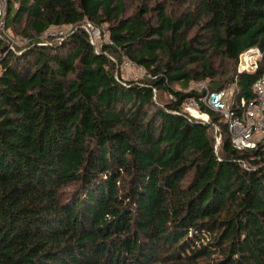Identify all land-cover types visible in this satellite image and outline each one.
Here are the masks:
<instances>
[{
	"label": "trees",
	"instance_id": "16d2710c",
	"mask_svg": "<svg viewBox=\"0 0 264 264\" xmlns=\"http://www.w3.org/2000/svg\"><path fill=\"white\" fill-rule=\"evenodd\" d=\"M7 2L24 42L0 39V264H264V136L238 149L221 113L183 109L196 81L254 97L264 0Z\"/></svg>",
	"mask_w": 264,
	"mask_h": 264
},
{
	"label": "built area",
	"instance_id": "2783aa9c",
	"mask_svg": "<svg viewBox=\"0 0 264 264\" xmlns=\"http://www.w3.org/2000/svg\"><path fill=\"white\" fill-rule=\"evenodd\" d=\"M7 0H0V39L9 40V47L16 44H22L24 40L11 39L7 33L6 28V10ZM95 27L90 22H84V29L88 33L90 41L94 44L96 51H98L102 44H111L108 32L103 31L105 41L96 44L94 39L95 30H103ZM69 28L55 26L49 28L44 36L63 37ZM14 44V45H13ZM263 57V51L258 47L249 48L238 57L237 71L238 72H253L257 69L260 60ZM121 68H133L142 70L143 68L124 57L121 61ZM146 74V72H145ZM191 88L202 92L199 99H188L183 102V109L187 111L189 116L209 123V115L206 111L201 110L200 102L205 104L209 109L221 113L223 119L227 122V128L231 135L233 145L238 149H253L257 146L258 141L264 136V72L257 76L253 83L252 89L254 97L245 99L239 95V90L236 85H229L219 90H210L207 82L196 81L192 82Z\"/></svg>",
	"mask_w": 264,
	"mask_h": 264
},
{
	"label": "rangeland",
	"instance_id": "374dc122",
	"mask_svg": "<svg viewBox=\"0 0 264 264\" xmlns=\"http://www.w3.org/2000/svg\"><path fill=\"white\" fill-rule=\"evenodd\" d=\"M129 4L132 5L130 2H129ZM180 8H181L180 6L173 5V10H178V9L180 10ZM105 28H106V26L104 25L103 30H102V28H101V30L100 29L95 30L96 39H94V41L96 44H99L101 41H105V37L103 36V31L107 32V30ZM9 36H10V32H9ZM42 37H47V36L43 35ZM10 38H11V36H10ZM15 39H17V38H15ZM18 39H19L18 41L23 40L20 37H18ZM7 41L9 42V40H7ZM20 42H22V41H20ZM120 73H121V76H123V78L127 79V80H138V79L142 78L143 76L147 75V74H145V71L143 72L142 70H137V69H133V68L122 69L121 67H120ZM166 98H167V95H164L163 99H166ZM197 119H199V118L197 117Z\"/></svg>",
	"mask_w": 264,
	"mask_h": 264
},
{
	"label": "water",
	"instance_id": "95a60500",
	"mask_svg": "<svg viewBox=\"0 0 264 264\" xmlns=\"http://www.w3.org/2000/svg\"><path fill=\"white\" fill-rule=\"evenodd\" d=\"M206 126H209L210 124L209 123H204Z\"/></svg>",
	"mask_w": 264,
	"mask_h": 264
}]
</instances>
